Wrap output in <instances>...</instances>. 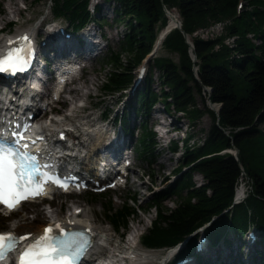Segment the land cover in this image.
<instances>
[{"label":"trees","instance_id":"1","mask_svg":"<svg viewBox=\"0 0 264 264\" xmlns=\"http://www.w3.org/2000/svg\"><path fill=\"white\" fill-rule=\"evenodd\" d=\"M38 1L44 0H35ZM48 1L53 4L54 18H65L67 23L61 22V25L67 32L78 33L90 24H85L87 21L100 19L91 15L88 0ZM112 1L117 16L128 20L119 46L128 58L123 61L118 51L109 52L108 63L112 69L106 72L102 82L105 93L121 94L132 87L135 68L152 51L158 32L167 25L165 8H177L181 28L190 35L196 55V61H192L189 44L181 30L175 28L165 35L161 45L177 54L178 60L163 56L151 58L149 63L158 72L159 90L151 85L149 65V72L133 98L134 109L144 117L137 143L139 157L149 160L154 155L155 132L147 124L154 104L161 102L166 112L180 111L193 122L204 113L212 118L201 143L185 145L182 160L175 169L176 179L153 193L144 207H154L156 218L142 236L143 244L153 249L169 248L187 238L178 257L192 255L198 258L195 264H206L208 260L202 261L201 255L195 252V235L189 236L198 227L208 223L205 234L212 245L221 239L229 242V235L241 241L254 228L259 234L253 258L257 264H264V131L258 127V122L264 121V0ZM240 1L242 5L238 9ZM96 9L98 13L100 7ZM221 21L229 24L218 37L201 39L192 35L198 28ZM67 24L74 30H69ZM226 36H235L232 47L223 43ZM193 66L197 67L196 73ZM204 86L211 88L210 94ZM197 94L203 108L198 106ZM209 101L220 104L218 113L208 106ZM101 116L105 120L109 117L108 111H103ZM117 121L128 128V119ZM176 143L172 141V151L176 150ZM232 148L238 149L237 159L231 153H219ZM194 172L204 178L201 185L192 179ZM244 172L249 178L246 197L233 203L235 187ZM172 195L177 197L176 205L164 207L162 201ZM98 196L106 201L103 208L107 222L123 236L137 210L129 204V199L114 209L110 194L103 192L89 193L86 199L96 201ZM128 198L136 199L134 195Z\"/></svg>","mask_w":264,"mask_h":264},{"label":"rangeland","instance_id":"2","mask_svg":"<svg viewBox=\"0 0 264 264\" xmlns=\"http://www.w3.org/2000/svg\"><path fill=\"white\" fill-rule=\"evenodd\" d=\"M10 2H16V4L20 7L21 16L19 18L9 20V22L8 21L6 22V18L0 20V28L4 27L1 28L0 39L3 38L2 36H9L11 34H16L20 30H29L31 28H36L37 30L35 29V31L38 34V41L40 42V47L38 46L39 48L38 52L39 55L41 56L43 49L42 46L43 40L46 37L44 33L45 26L49 25L48 27L53 29L58 35L65 34V32L64 33L61 32L60 26H61V22H63L64 25L67 22L65 21V18L62 19L54 18L55 16L52 12V6H53L52 2L48 0H44L40 2L39 1L35 2V0H0V18H2L3 15H5L7 11V5ZM94 3H97L98 5L96 6L100 7L98 13L96 6L93 9ZM88 9L93 17L96 16L100 17L99 20H96V22L99 23L100 25L93 23L94 21L90 20L92 22H88L90 24L88 25V27L85 28V29L93 28L95 32L94 33L95 35L93 36V39L95 40L93 46L94 49L93 51L87 49V52H85V56L91 55L92 53L95 55V57L92 60L84 61L85 66L81 70L82 74L79 77H77L74 82L68 84L67 88L80 87L83 93H85L88 90L89 91L91 90L90 94L88 97L84 95V97L80 101L77 102L75 101L76 104L71 107L74 108L75 106V111L73 113L69 111L70 108L68 107V104H65L63 103V101L59 100L53 106V108L57 110L58 114L51 116H53L54 118H56V120H58L65 117V115L68 116V114H73V116L70 115L71 120H68L66 118L65 121H69L71 124L74 125H79L80 122L82 121L85 122L91 120L96 121L97 118H100V115L103 111H108L109 117L105 118V120L102 121L101 125L98 123L97 124L98 126H95L94 128L99 129L101 131L107 129L106 141H108L109 138L114 136V134L110 133V131H114L117 134V132L120 130L119 125L125 130L126 133L125 134L120 133V135L122 137H125L124 135L126 134L127 136H130V142H129L130 145L125 148V150L128 152V155L131 156V152L133 149V164H131V167L129 168L130 170L129 175L124 185H121L118 188H116L115 186L110 189L107 188L102 192L108 195L110 194L109 198L112 201V205L114 209L120 208L123 205L124 200L129 199V204L135 207V209L137 210V214H135V216H132L130 218L128 229L122 236L121 231H116L112 227V225L107 222L104 216L103 204H105L106 201L101 196H98V199L96 201H89L86 199V196L89 193L99 194L100 192L93 191L92 189H88L80 193L79 192L62 193V194L60 193L56 195L53 198V200L40 201L39 199H37L32 202H26L21 206V208L10 213L9 216H5L0 213V230L9 231L10 229L12 230L14 229L13 231L16 232L17 234H21L26 231L35 230L41 227L43 223H47V221H44L42 223L40 221H35L34 217L36 216V213H40L43 210H49V211L59 210L58 216L64 217L66 215H69L75 207H79L81 211L85 212L89 216L91 222L95 226L101 228H108L112 231L113 239L114 240L116 239L115 246H118V244L125 246V243H127L128 239L131 238L130 236L131 233H134L137 230L139 232L144 233L150 227L151 222L155 220L156 211L154 207H151L149 209H145L144 207H146L153 193L164 189L166 186L171 184L176 179L177 174L175 169L182 160V153L185 145L190 144L192 146L201 143L202 138L205 136L206 131L209 129V127L212 124V118L209 114L204 113L198 121L193 122L192 120L188 119L186 114H183L180 111L176 112L172 110V113H167L164 110L163 104L161 102L154 104L148 115V122H147L148 127L154 130L155 132L154 138L156 143L154 145V155L149 160L139 157L140 153L137 148V143L142 131V126L140 124V121L144 117H140L133 106L134 93L138 88H140L143 82L142 79L138 81L139 76L142 71L144 72V76L147 74V72H149V65L151 63V58H153L154 56L170 57L175 61H177L178 60L177 54L170 53L164 47H162L161 44H159L157 48L154 50L155 43L157 41L156 40L152 48L154 50L153 54L144 58L143 61L135 68L134 70L135 78L132 87L129 88L128 90H124L123 93L121 94L105 93L102 90V82L105 79L106 72L112 69V67L108 63L109 52L115 53L118 51L119 56L123 61L126 58H128V56L124 52H120V48H119L123 34L127 30L128 20L127 18L123 20L119 16H117L116 11L114 10L115 4L114 1L112 0L110 1L88 0ZM171 11L175 15H177L178 20H181L179 12L175 6L171 9ZM10 22L11 24L9 25ZM42 26L44 28H42ZM40 28L43 31H40ZM68 29L74 30L71 25H69ZM198 29H196L192 33V35L194 37L201 38V35L195 34V32ZM80 33L81 32L77 33L76 35L77 38L80 37L81 35ZM215 33L214 35H220L218 33L217 34ZM101 35L102 37H100ZM68 36L71 37L70 35ZM202 36H204V33H202ZM188 37L192 42L190 35H188ZM71 43H74V41L69 42V44ZM190 56L192 58V55ZM140 65L142 68H139ZM196 69L197 67L193 66V70L195 73H196ZM150 73L152 74V79H153V82L151 84L153 89L159 90V84L157 80V73H158L157 69L150 65ZM90 79L92 80L91 83L89 81ZM88 82L90 86L88 85ZM48 85L49 83L47 82L46 87ZM12 86L13 85H10L8 89L9 90L12 89ZM64 96L67 98H71L70 94H68L67 92L64 93ZM196 101L198 103V106L200 108H203V103H202L203 101L201 100L198 94L196 95ZM219 105L220 104H218L217 106L216 104L217 107H219ZM48 109L49 107L45 109L44 113H46ZM118 118H121V121L124 118L128 119V123L126 124L128 125V128L127 126H125L126 127L125 128L122 123L119 124V121H117ZM95 121H93L92 123L94 124ZM258 127L259 129L264 131V121L258 122ZM65 128L69 129V127H65ZM165 130L169 131L168 136L164 135L165 132L163 131ZM175 130H177V132ZM186 135L188 140L185 142ZM190 135H192V137H190ZM170 136H172L173 140H176L177 139L176 136H178L175 152H173L170 149L171 145L168 146V140ZM181 140L184 141L183 145ZM88 144L90 147L91 146L90 143ZM233 151L234 150L232 148L231 154H233L232 153ZM243 176L244 177H241L238 180L235 190L237 188L239 189L243 188V190L246 191V189H244L245 187H243L242 185L244 181L246 180L249 181V178L245 174V172L243 173ZM192 179L195 181L196 185H201L204 182V178L202 177V175L197 172L193 173ZM246 194L247 193L241 195L240 197H243L244 199V197H246ZM130 195H134L136 199L133 200L128 198V196ZM176 200L177 197L172 195L169 198H165L162 201V205L166 208H173L176 205ZM207 225L208 223H205L202 226L203 228H205ZM253 231L257 232L256 229H254ZM193 233H198V232L193 231ZM191 235L192 233L189 236ZM120 237L122 238L120 239ZM205 238H206L205 241H200L199 239V243L201 245L205 243L206 253L209 251H211L212 253L214 252L212 254L214 256L209 255L208 258H206L208 260L206 264H219L220 261H222L220 264H223L225 261L228 262V263L226 262L225 264H257L256 260L255 259L253 260L252 258L254 241L251 244H248L247 247H243V249L240 248L241 250H239L238 245L240 242L232 239L230 235L227 237V240L229 242H225L224 240H222V242L216 245H211V243H209L210 240L207 238L206 234H205ZM186 239L176 243L177 245L175 244L171 247L168 246L169 248H165L166 246H163L164 248L161 249L147 248L148 249L147 251H153L154 253L160 255L159 258L154 259V264H159L160 261L162 260L164 261L168 258V255L170 252H172V250L176 252L178 250L177 247H180L183 243H185ZM247 242H248V238L246 236V238L244 237V242H243L244 245ZM256 247H258V243ZM221 248H222L221 251L225 252V255L220 253ZM173 253H171L170 256ZM206 253L200 254L201 255L200 259L202 261L206 260L205 259ZM108 256H110L111 260L114 261L116 260L114 252L112 251L109 252ZM195 259L198 262V258ZM188 261L194 264L192 259H189ZM89 263H90L89 260L85 262V264H89ZM171 263L178 264L179 261L178 259H176L175 263L174 260H172ZM185 263L186 262L184 260L182 264ZM90 264L93 263L91 262ZM94 264H99V263H94Z\"/></svg>","mask_w":264,"mask_h":264},{"label":"bare ground","instance_id":"3","mask_svg":"<svg viewBox=\"0 0 264 264\" xmlns=\"http://www.w3.org/2000/svg\"><path fill=\"white\" fill-rule=\"evenodd\" d=\"M97 3L93 4V7H95ZM170 14H167V25L165 28H163L160 33H163L164 30L172 27L176 23L177 15H175L172 11H170ZM21 16V10L20 7L16 4V2H10L7 5V11L5 15H3L1 19L6 18V22L11 19L19 18ZM180 21V20H179ZM181 24V21H180ZM229 24V21H221L211 24L209 27L206 28H200L198 29L195 34L201 35V39H211L220 36L221 34H224L225 27ZM49 25L45 26V39L43 40V49L41 56L39 55V48L40 42L38 41V34L35 31L36 28H31L29 30H20L23 34H28L30 36V39L32 38L33 46L37 52L38 55V61L40 62L37 70H40V72H30L27 75H20L21 78H27L29 80L36 79V82L38 84L37 90H34L31 92V89L29 88L27 83L20 82L18 78H12L9 80L8 83L0 81V113L2 111H10L12 109H19L21 110V113H23L24 110H27L29 113H33L35 116V120L41 119L42 117H46L45 109L47 107H51L50 105L45 103V100H43L45 97L48 96V98L51 96V90L49 89V85L46 87V83L49 82L50 78H47L49 73V64L52 63L54 65H59L65 61L70 60L69 58L77 61L84 62L92 60L95 55L91 53V55H86L85 52H87V49L90 51H93L94 49V43L95 40L93 39V36L95 35L93 28L88 29H82L80 32V37L77 38V33H73L71 31L67 32L64 27L61 25L60 30L61 32H65V34L58 35L53 29L48 27ZM88 27V26H87ZM4 28V27H1ZM0 28V31H1ZM42 28H44L42 26ZM37 30V29H36ZM39 30V28H38ZM40 31H43L40 28ZM216 32V33H215ZM1 33V32H0ZM21 33V34H22ZM202 33H204V36H202ZM220 34V35H214ZM70 35L71 37H69ZM100 35V34H98ZM102 37V35L100 36ZM71 38V39H70ZM4 42H6L7 38L3 37L0 39V45ZM235 36H226L223 40V43L227 45L228 47H232L235 43ZM9 41V40H7ZM70 41H74V43L69 44ZM162 41V40H161ZM160 41V43H161ZM159 43V44H160ZM215 49H218V46L215 47ZM41 57V58H40ZM59 61V62H58ZM41 68V69H40ZM39 74V77H38ZM1 79H4V77H1ZM76 78H71L65 85L64 89L60 93V100L63 101V103L68 104V107L70 108V112L75 111L74 108H71L73 105H75V101H80L84 95L87 97L90 94V91H86L85 93L82 92L80 87H70L67 88L68 84L74 82ZM47 81V82H46ZM91 83V79L89 80ZM94 81V80H93ZM10 85L12 86V89H8ZM89 85V82H88ZM90 86V85H89ZM70 94L71 98H67L64 96V93ZM51 98V97H50ZM47 100V99H46ZM56 101V100H55ZM54 100L52 102H55ZM216 106V105H215ZM214 106V107H215ZM43 107V108H42ZM217 107V106H216ZM25 108V109H24ZM43 113V114H42ZM70 115L73 116V114L65 115L62 119L56 120V118L51 119L50 121L44 120L42 124L39 125L40 128H43L46 131H49L51 129V126L58 123L57 129L60 127H68L67 123H62L63 120L70 119ZM34 120V121H35ZM104 119L100 115V118H97L95 120L91 121H82L79 125H74L72 131H69V129H66V138L70 139L71 143H68L66 146V151H70L74 154V158H72L71 167L75 171L76 175L79 177L80 181L77 182V185L80 189L88 190V189H96L102 186L103 184H107L108 180L105 181L102 185L95 186L91 181L95 182L97 180V174L102 172L104 175L109 173H118L117 169L115 171H112L109 166H112L114 162H121L119 161L120 158L124 155H126V159H129L128 152L125 150L126 147L130 145V136L124 135L125 137H122L120 133H126L120 128L119 125V131L117 134L114 131H110V133H113L114 136L109 138L108 141H106L107 137V129H104L103 131L94 128L95 126H98L102 124V121ZM93 121L94 124L92 123ZM69 122V121H67ZM70 123V122H69ZM72 125V124H71ZM63 128V129H64ZM169 135V131L165 130V136ZM95 141H94V140ZM128 140V141H127ZM90 143V147L89 144ZM54 145L51 146V150L53 153H59L60 150L58 148L53 149ZM93 151L95 154V158L92 161H89L88 158L90 157V152ZM69 161V159H68ZM66 158H59L58 163L63 165L65 162H68ZM115 173V174H116ZM128 177V176H127ZM85 181V182H83ZM119 181V180H118ZM75 186V188H77ZM246 189V184L242 185ZM237 190V189H236ZM245 190L243 188H238L237 190V196L240 197L241 195L245 194ZM75 207L74 209H76ZM73 209V210H74ZM59 210H43L40 213H36V216L34 217L35 221H40L41 223L44 221H47V223H43V225L35 230L26 231L22 234H31L29 239L24 240V243L31 242L34 238H39L40 236L44 235V228L47 225H59V227H69L71 225H77L81 227H88L91 229L93 236H94V243L91 250V253L89 254L91 262L99 263V264H123L119 262L118 260H111L109 255V252H113L114 250L123 249L128 254L131 255V264H135L138 261H143V264H154V259L159 258L160 255L154 253L153 251H147L144 249H141V246L139 243H136L135 235L128 239L127 243H125V246H122L118 244V246H115V241L113 239L112 231L108 228H101L95 226L89 216L81 211L79 215H75L73 211L64 217H59ZM14 230V229H13ZM10 229L9 231H13ZM14 232V231H13ZM174 251V250H172ZM172 252L169 253V255ZM212 253V252H211ZM214 253V252H213ZM212 253V254H213ZM221 254L225 255V252H220ZM176 252H174L172 256H174ZM214 256V255H212ZM116 259V258H115ZM193 260V259H192ZM194 264L195 261L193 260ZM227 261H225L223 264H225ZM236 262V261H235ZM228 263V262H227ZM232 263V262H231ZM125 264H128V261L125 259ZM185 264H192L190 261H187Z\"/></svg>","mask_w":264,"mask_h":264},{"label":"snow or ice","instance_id":"4","mask_svg":"<svg viewBox=\"0 0 264 264\" xmlns=\"http://www.w3.org/2000/svg\"><path fill=\"white\" fill-rule=\"evenodd\" d=\"M9 47L0 54V73L15 75L26 71L31 63L32 42L25 35L16 41H9ZM16 46L13 47L12 45ZM15 143L12 147L0 142V205L10 211L17 204L30 197L42 194V184L54 183L67 190V185L59 178L52 179L40 172V165L34 155L21 150L19 141L23 136L13 133ZM27 144L23 145L26 149ZM45 167H50L45 165ZM59 228V225L56 226ZM83 233L69 231L63 237L46 227L44 235L34 240L20 253L18 264H76L87 250L88 242L82 240ZM28 236L15 237L0 235V261H2L16 246Z\"/></svg>","mask_w":264,"mask_h":264},{"label":"water","instance_id":"5","mask_svg":"<svg viewBox=\"0 0 264 264\" xmlns=\"http://www.w3.org/2000/svg\"><path fill=\"white\" fill-rule=\"evenodd\" d=\"M168 14H170L169 12H168ZM174 27H176L177 29H179V30H181V32L183 33V35H184V37H185V39H186V42L189 44V46H190V51H191V55H192V60L194 61V60H196V55L194 54V52H193V44H192V42L190 41V39H189V37H188V34L181 28V25H180V21L176 18V23H175V25L174 26H172V27H170V28H168V29H166V30H164V32L163 33H160L159 35H158V39H157V41H156V43H155V48H154V50L157 48V46L159 45V43H160V41L164 38V36H165V34L171 29V28H174ZM150 55H152V54H150ZM149 55V56H150ZM204 89L210 94V92H211V88L210 87H206V86H204ZM216 105V103H212V102H208V106L213 110H215L216 111V113H218V111H219V109H220V105H219V107H216L215 106ZM215 106V107H214ZM217 106H218V104H217ZM232 150V149H231ZM233 155L236 157V159H237V153H238V149L237 148H233ZM233 202H234V200H233Z\"/></svg>","mask_w":264,"mask_h":264},{"label":"built area","instance_id":"6","mask_svg":"<svg viewBox=\"0 0 264 264\" xmlns=\"http://www.w3.org/2000/svg\"><path fill=\"white\" fill-rule=\"evenodd\" d=\"M181 25V24H180ZM243 184H247V182L246 181H244V183ZM238 189V188H237Z\"/></svg>","mask_w":264,"mask_h":264}]
</instances>
